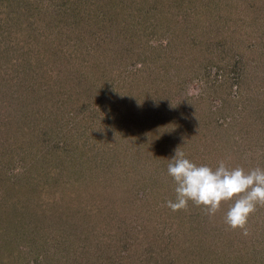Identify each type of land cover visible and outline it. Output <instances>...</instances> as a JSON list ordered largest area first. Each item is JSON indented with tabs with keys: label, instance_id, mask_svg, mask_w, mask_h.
Listing matches in <instances>:
<instances>
[{
	"label": "rangeland",
	"instance_id": "1",
	"mask_svg": "<svg viewBox=\"0 0 264 264\" xmlns=\"http://www.w3.org/2000/svg\"><path fill=\"white\" fill-rule=\"evenodd\" d=\"M9 1L0 32L43 58L0 84L19 91L0 104V264H264V207L244 237L228 203L213 218L164 206L177 148L264 168V0ZM190 211L199 228L174 235Z\"/></svg>",
	"mask_w": 264,
	"mask_h": 264
},
{
	"label": "clouds",
	"instance_id": "2",
	"mask_svg": "<svg viewBox=\"0 0 264 264\" xmlns=\"http://www.w3.org/2000/svg\"><path fill=\"white\" fill-rule=\"evenodd\" d=\"M168 160L167 175L175 188L174 199L167 200L165 207L178 212L192 204L213 218L228 203L224 224L228 229L240 231L244 237L250 235L249 219L258 206L264 207V168L233 167L224 159L214 168L198 165L186 157L181 147Z\"/></svg>",
	"mask_w": 264,
	"mask_h": 264
},
{
	"label": "trees",
	"instance_id": "3",
	"mask_svg": "<svg viewBox=\"0 0 264 264\" xmlns=\"http://www.w3.org/2000/svg\"><path fill=\"white\" fill-rule=\"evenodd\" d=\"M7 1L10 3L9 0H0V10L3 9V8L6 9V7H7ZM24 1L27 2V0H24ZM148 1H150L149 5H148L150 8H156L157 3L156 4L153 3V0H148ZM28 3H30V0L28 1ZM132 4H135L136 5L135 12L141 11L144 8L143 7V4L144 3H142L141 0H133ZM19 27L20 26H17V28H19ZM13 40H14V38H13L12 28H9L8 31L2 30L0 32V58L5 59L4 60L5 63L2 64V65H0V84H2V82H9V80L11 78L14 79L18 69L20 71L24 72V75H27L28 74L27 71L30 68H32V66H33L34 69L37 72V70L39 69L40 63H41V58H43V51L41 49H39V48H37V49L35 48L34 49V47H32L30 49V51H27L25 53L22 52V56H21V53L17 52V49H14L12 47L13 44H11V41H13ZM13 52L17 53L15 55L16 56L15 58L13 56ZM90 54H91V52H89V50H88L87 53H86V55L87 56H90ZM81 56H83V54H81ZM4 69H6V70H4ZM24 77H26V76H24ZM18 79H20L19 76H18ZM4 84L5 83H3V86H5L6 89H0V104L2 103L4 106L7 105L9 107V105L13 101H15V102L18 101V97L19 96H16L14 93H18L19 91L15 90L14 86H8V85H4ZM12 85H14V81H12ZM10 87H13L14 89H12ZM25 87L27 88V86H25ZM41 96L42 95L40 94L39 95V99L41 98ZM23 97L25 99H27V94H24ZM94 157H92L91 159H93ZM13 182L14 181L11 182L12 185H10V186L13 189L17 190V192H15V193L16 194H18V192L24 193V194H22L20 196V198H23L24 199V201H22L23 202V206H25V208H28L30 206L33 207V204L35 203V200L31 199V197H30L31 195H29L27 193V191L29 189H24L26 187V184L23 183V184H20L19 185V184H16V182H14V183ZM8 183H10V182H8ZM60 187L61 186H56V189H58V188L60 189ZM21 188H22V191L20 190ZM56 189H55V191H56ZM38 197H41V196L39 195ZM34 199H36V198H34ZM38 199L39 198L36 199V203L37 204L39 203V200ZM38 206H40V205H38ZM6 207H4L5 208V210H4L5 212H7V210H10V211L15 212V210L18 207L20 208L21 206H20V203L16 200V202H14L13 205H11V206H8L7 205ZM37 209L38 208H36V210ZM36 210H34V212H41L42 211V210L41 211H36ZM2 212H3V209H0V216H2ZM17 214H18V218L20 217L21 219H16V220L17 221L22 220V218H23L22 212L19 211V212H17ZM194 220H195V217L192 214V212H191V214H186V218H184L181 221L176 222L178 224V226L180 227V231L178 232V230H176L175 233L173 232L174 235L180 237L182 234L190 233V231H195L199 227L196 224L193 223ZM36 221H38V219H36ZM20 222L21 223H25L24 220L23 221H20ZM32 222H35V220H32ZM71 228H73L74 229V232H75L76 224L72 223L71 224ZM64 237H65V235H61L60 234L57 237V239L58 240H62V239L64 240V239H66V237L65 238ZM1 245H0V248H1ZM162 246L164 247V244L163 243L161 245H159L158 250L159 251L160 250H163L161 253H162L163 257L165 258L166 255L168 254L169 250L168 249L165 250V248H167V246H165V248L162 249ZM92 252L93 251L89 252V248H85L83 250V252L81 253V255H87V254H90ZM69 254L71 255L72 253H69ZM0 260H3L5 262H7V261L10 262L9 255H5V256H1L0 255Z\"/></svg>",
	"mask_w": 264,
	"mask_h": 264
}]
</instances>
